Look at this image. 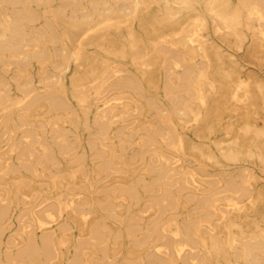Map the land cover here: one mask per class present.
Wrapping results in <instances>:
<instances>
[{"label":"bare ground","instance_id":"bare-ground-1","mask_svg":"<svg viewBox=\"0 0 264 264\" xmlns=\"http://www.w3.org/2000/svg\"><path fill=\"white\" fill-rule=\"evenodd\" d=\"M259 174L264 0H0V264H264Z\"/></svg>","mask_w":264,"mask_h":264},{"label":"rangeland","instance_id":"rangeland-1","mask_svg":"<svg viewBox=\"0 0 264 264\" xmlns=\"http://www.w3.org/2000/svg\"><path fill=\"white\" fill-rule=\"evenodd\" d=\"M242 62H243V64H245V65L249 64L248 61H247V59H245V58L242 59ZM84 138L86 139L87 136H84ZM90 160H91V157H88V161H90ZM259 176H261V182H264V174H263V175L259 174ZM12 234H13V233L7 232V233L4 235V241H7V240L10 238V236L12 237Z\"/></svg>","mask_w":264,"mask_h":264}]
</instances>
